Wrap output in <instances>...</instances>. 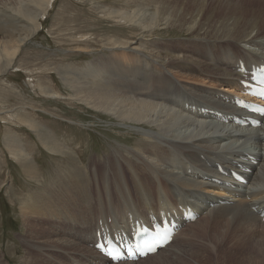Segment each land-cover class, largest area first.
Returning <instances> with one entry per match:
<instances>
[{
	"label": "bare ground",
	"instance_id": "1",
	"mask_svg": "<svg viewBox=\"0 0 264 264\" xmlns=\"http://www.w3.org/2000/svg\"><path fill=\"white\" fill-rule=\"evenodd\" d=\"M3 1L2 7L21 5L15 13L23 20L13 23L10 16L15 33L0 28V73L13 64L21 45L39 26V15L48 10L52 0ZM138 1L134 9L100 8L107 17L143 30L176 27L187 31L190 40L156 39L146 45L144 40L137 42L129 36H111L104 46L108 53L100 52L77 71L66 68L61 79L70 87V98L146 130L140 132L138 148L114 146L104 160L92 157L88 165L57 171L38 195L33 192L27 202L21 203L28 231L22 238L26 250L23 264H30L33 256L44 264L47 259L53 264L50 256L59 249L71 253L70 262L63 264H112L90 247L91 233L100 226L99 221L110 220L111 227L123 226L126 211L145 218L148 210L155 214L185 203L205 211L194 224L186 223L164 248L145 257L162 264L183 256L198 232L222 228L227 235L248 238L256 228H264L250 209L252 205H264V123L250 129L184 111L188 110L185 103L198 109L237 111L224 101L236 89L238 77L230 60L236 55L247 61L264 59V0H203L188 16H177L179 22L170 20L174 10L171 0ZM204 79L226 81L222 90L228 93L203 94L204 89L195 83L204 84ZM49 93L52 97L61 95L52 90ZM27 121L35 130L34 123ZM5 143L13 154L23 150L22 145L16 149L10 140ZM44 144L54 150L49 138ZM246 151L254 154L258 163L252 166L248 184L237 187L236 195L223 188L227 191L224 193L208 180L215 172L214 163L229 166ZM113 198L117 204L112 203ZM221 200L227 202L219 203ZM206 201L216 204L208 208ZM98 203L109 206L98 208ZM31 222H42L44 226L38 231L48 232L50 237L31 238L35 231Z\"/></svg>",
	"mask_w": 264,
	"mask_h": 264
},
{
	"label": "rangeland",
	"instance_id": "2",
	"mask_svg": "<svg viewBox=\"0 0 264 264\" xmlns=\"http://www.w3.org/2000/svg\"><path fill=\"white\" fill-rule=\"evenodd\" d=\"M128 1L131 4H124V0H52L48 10L39 15V26L21 45L13 64L0 73V264H23L26 250L22 238L28 231L20 206L29 200L31 193L38 195L37 191L54 179L57 171L64 172L74 165H88L92 157L101 160L111 154L114 146L138 148L142 137L140 132L146 129L92 110L70 98V87L61 79L66 68L77 71L100 52L108 53L104 46L111 36L131 37L129 39L137 42L144 40L146 45L156 39L190 40L187 31L170 25H162L152 31L143 30L118 19L113 20L101 12L102 5L113 9H134L139 3L138 0ZM171 1L174 10L170 20L177 22L180 21L177 16H188L193 6L204 3L203 0ZM20 6L0 5L3 9L0 10L1 30H12L10 16L13 23L23 20L15 13ZM11 32L15 33L14 30ZM204 81L201 85L195 83L204 89L203 94L228 93L222 90L227 85L226 81ZM51 90L61 95L52 97ZM27 120L34 123L35 130L28 127ZM48 138L55 151L47 145L45 147L44 141ZM8 140L18 150V145H22L23 150L13 154L5 143ZM209 196L212 195L209 193ZM111 201L118 203L114 198ZM123 201L127 200L124 198ZM108 204L98 203V208L107 209ZM195 220L190 223L194 224ZM31 223L35 227L31 238L50 237L48 232L38 231L44 226L42 222ZM179 241L184 242L182 239ZM191 241L183 256L165 264H264V228L261 227L253 230L248 238L230 236L224 229L217 228L198 232ZM59 250L50 256L51 262H70L69 249ZM140 261L136 262L162 264L157 259ZM41 263L34 256L30 261V264ZM45 264H49L48 259Z\"/></svg>",
	"mask_w": 264,
	"mask_h": 264
}]
</instances>
